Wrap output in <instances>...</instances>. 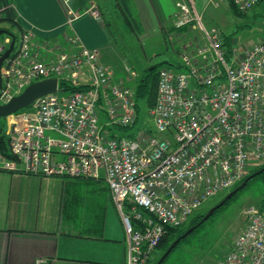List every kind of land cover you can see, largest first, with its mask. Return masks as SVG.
Listing matches in <instances>:
<instances>
[{
    "label": "built area",
    "instance_id": "obj_1",
    "mask_svg": "<svg viewBox=\"0 0 264 264\" xmlns=\"http://www.w3.org/2000/svg\"><path fill=\"white\" fill-rule=\"evenodd\" d=\"M261 1L234 4L246 11ZM176 7L175 25L194 20L202 40L183 53L179 70H158L146 117L153 125L134 128V92L113 81L98 51L72 35L65 40L74 50L50 57L24 30L0 68V104L34 81L58 80L55 92L5 117L8 149L0 151V170L103 178L124 227L127 264H148L166 227L180 226L208 198L264 165V38L241 53L233 47L228 60L221 31L204 26L192 0ZM83 13L100 19L96 9ZM247 212L217 264H264V212Z\"/></svg>",
    "mask_w": 264,
    "mask_h": 264
},
{
    "label": "crops",
    "instance_id": "obj_2",
    "mask_svg": "<svg viewBox=\"0 0 264 264\" xmlns=\"http://www.w3.org/2000/svg\"><path fill=\"white\" fill-rule=\"evenodd\" d=\"M127 1L138 37L162 35L175 38V43L184 42L187 26L175 25L178 0ZM12 2L23 31L32 30L36 37L58 41L72 51L65 41L70 32L79 43L98 51L99 62L112 69L113 81H132L122 56L110 54V59L104 60L102 50L109 44L110 34L101 19L78 13L75 0ZM198 5L207 19L206 4L199 0ZM86 80L87 74L82 72L81 81ZM37 177L42 176L0 170V178L8 180L7 185H0V264H127L124 227L103 178L87 181L64 177L62 200L50 217L47 212L39 216L38 205L35 209L31 206L30 182Z\"/></svg>",
    "mask_w": 264,
    "mask_h": 264
},
{
    "label": "rangeland",
    "instance_id": "obj_3",
    "mask_svg": "<svg viewBox=\"0 0 264 264\" xmlns=\"http://www.w3.org/2000/svg\"><path fill=\"white\" fill-rule=\"evenodd\" d=\"M192 1V3H194V9L205 27L214 26L221 31L223 37L224 34L232 36V45L237 49V53H241L244 49L264 38V0L258 3L260 6L257 4V6L255 5L256 7L254 6L246 11H241L242 15L235 14L230 8L227 0H201L204 1L207 6L206 15L208 16L205 20L199 9V0ZM86 4L87 6L81 10L82 12L87 9H96L103 24L106 20L109 21L108 26L111 30V36L109 44L102 50L103 58L104 60L107 58L110 59L111 54L113 57L114 55L122 56L123 59L126 60L125 63L129 66L127 67V73L132 81H126L123 84L131 88L134 94H136L134 89L136 86L135 83L138 82L140 76L145 72L147 67L156 65L158 69L161 67H168L173 70H179L181 56L188 50L187 48L197 45V40L200 38L201 31L199 32L197 23L192 20L186 25L187 30L184 31L186 39L183 43H175V38H164L162 35L159 37L142 39L137 37L130 30V27H127L121 20V15L114 10L113 0H90ZM0 27L15 34L16 42L19 40L20 34L23 33L6 21L0 23ZM4 35L6 34H0V47L7 48L9 45L8 43L11 41V36L8 34L9 37L3 39ZM68 36L69 35H67V37ZM36 39L50 50V52L47 53H50V57H55L60 52L68 51L69 48V46L65 47L58 41L53 42L50 39L47 40L38 37H36ZM66 43L68 44V41H66ZM119 83L122 84V82ZM144 101L145 99L141 105L140 122L138 119L134 126L135 129L138 126L153 125L151 120L149 122L146 118L148 108ZM100 118L102 121L104 115H101ZM1 120L4 121V118L1 117ZM250 171L251 169L247 175L251 174ZM11 173L18 172L14 171ZM64 177L65 176H42L30 182L31 206L35 209L36 205H38L37 211L39 216H44L45 212H47L51 217L54 213L57 204L61 202L63 197L62 180H64ZM1 184L7 185L8 180L0 178V185ZM230 190L231 189L220 191L216 195L208 198L191 213L189 219L198 213L205 214ZM3 192H6V189H3ZM75 199L77 201L79 200L77 195ZM78 202L80 203V201ZM222 206H224V208L219 210L212 219H209L199 230L194 232V234L190 235L188 240L177 243V247H175L162 264H217L230 249L235 236L243 229L248 217L247 211L251 207H256L264 212V181L262 178H256L250 181L245 188H242V191H240L237 196L233 197V199L231 197ZM189 219L185 221V224L189 222Z\"/></svg>",
    "mask_w": 264,
    "mask_h": 264
},
{
    "label": "trees",
    "instance_id": "obj_4",
    "mask_svg": "<svg viewBox=\"0 0 264 264\" xmlns=\"http://www.w3.org/2000/svg\"><path fill=\"white\" fill-rule=\"evenodd\" d=\"M88 1H90V0H75V4L79 6V9H77V11L80 12L82 10V5H85ZM113 1H114V8H115L114 10H116L117 13L119 15H121V20L124 22V24L127 25V27H130V30L138 37L139 33H138L137 24H136V21L134 20V18L132 17V15L130 13L128 1L127 0H113ZM227 1H228L230 8L235 12V14L242 15V12L236 8V6L234 4V0H227ZM4 21L9 22L10 25L15 27L18 31L23 32V30L20 26L19 18H18L16 11H15L12 0H0V23H2ZM104 25L106 26V29L111 36V30L109 29V26H108L109 21L106 20ZM186 25L187 24L176 27V28H182V27H185ZM0 28H3V27H0ZM5 34L6 35H4L3 39L8 38L9 37L8 34H9L10 36L11 35L14 36L15 42H16V36H15V34L11 33V31H8L6 29ZM67 35H71L70 32H68ZM223 39H224L223 40V46H224V50H225L224 54H225L226 59L229 60L232 56V48H233L232 40H233V38L231 35H225L224 34ZM4 42H5V40H4ZM4 49H5V47H4ZM156 69H158V67H156V65H151V66L147 67L145 72L140 76L138 82L135 83V85H136L134 88L135 92H136V94H135V101H136L135 107L136 108L135 109L137 112L139 122H140L141 105H142L143 100L145 99L144 103H145L147 108H150L151 106H153L154 101H155L156 89H157V71H158ZM60 85L62 86V88L67 90L68 85L66 82L61 80ZM21 110H24V109H21ZM21 110H19V111H21ZM3 118H4V121H2L1 117H0V151L7 154L8 144H7V139L5 137V134H4L5 117H3ZM120 130H121V134H124L129 129L128 128H121ZM263 166L264 165L255 166L251 169L250 172L251 173L255 172V171L261 169ZM248 175H246L242 180L237 182L231 189H233L238 184H240ZM68 178H70V177H68ZM256 178H262V180L264 181V171L261 172L260 174L256 175V176H254L253 178H251L247 182V184L244 186V188L249 184L250 181H252ZM72 179H78V178H72ZM80 180H84V179H80ZM240 191H242V189L238 190L232 196V199H233V197L237 196V194H239ZM222 208H224V206H221L218 209H216L214 211V213L208 219H206L205 221L200 223L198 226H196L195 229L190 234H188L187 236L182 238L178 243H181L182 241L188 240V237L190 235L194 234V232L199 230L200 227H202L209 219H212L214 217V215H216L219 212V210H221ZM204 215L205 214L198 213L195 216H193L191 219L188 218L189 222L186 224L184 222L183 224H181L180 226H177V227H166L164 235L160 239V241L157 244L156 248L154 249L150 259L148 260V264H155L156 261L159 259V257L163 254V252L169 247V245L177 237H180L189 227L196 225L203 218ZM175 247H177V245ZM175 247L171 250V252L175 249ZM170 253L166 256V258L163 261H165L167 259V257L170 255Z\"/></svg>",
    "mask_w": 264,
    "mask_h": 264
},
{
    "label": "water",
    "instance_id": "obj_5",
    "mask_svg": "<svg viewBox=\"0 0 264 264\" xmlns=\"http://www.w3.org/2000/svg\"><path fill=\"white\" fill-rule=\"evenodd\" d=\"M6 30L0 28V34L5 33ZM15 45V38L13 35H11V41L6 49L3 50V52L0 54V68L5 58L10 54L13 47ZM58 80L55 77H50L46 79H41L38 81H34L27 85L24 90L13 96L9 101L6 103L0 104V117H6L14 112H17L21 109H25L28 106H30L37 98L44 96L46 94L52 93L56 91ZM0 86H1V75H0ZM264 171V166L249 174L240 184H238L236 187L231 189L218 203H216L214 206H212L203 216V218L194 226L189 227L180 237H177L170 245L169 247L163 252V254L159 257L157 262L155 264H161L163 260L166 258V256L171 252V250L176 246V244L185 236L190 234L196 226H198L200 223L208 219L214 211L222 206L227 200H229L238 190H241L247 182L253 178L254 176L260 174Z\"/></svg>",
    "mask_w": 264,
    "mask_h": 264
},
{
    "label": "bare ground",
    "instance_id": "obj_6",
    "mask_svg": "<svg viewBox=\"0 0 264 264\" xmlns=\"http://www.w3.org/2000/svg\"><path fill=\"white\" fill-rule=\"evenodd\" d=\"M10 43V42H9ZM2 49H4V47H2ZM6 49V48H5ZM161 68H164V67H161ZM160 69V68H159ZM158 69V70H159ZM157 75H158V71H157ZM158 77V76H157ZM156 91H157V89H156ZM7 117V116H6ZM29 174V173H28ZM105 182V181H104ZM106 184V183H105ZM108 189V188H107ZM109 193V192H108ZM110 196V195H109ZM110 199H111V201H112V198L110 197ZM112 203H113V201H112ZM114 204V203H113ZM115 206V205H114Z\"/></svg>",
    "mask_w": 264,
    "mask_h": 264
}]
</instances>
